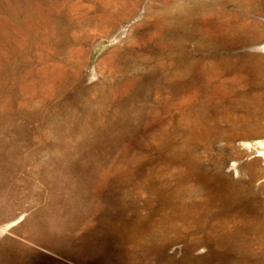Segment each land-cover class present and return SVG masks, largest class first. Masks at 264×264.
Returning a JSON list of instances; mask_svg holds the SVG:
<instances>
[{"label": "rangeland", "instance_id": "374dc122", "mask_svg": "<svg viewBox=\"0 0 264 264\" xmlns=\"http://www.w3.org/2000/svg\"><path fill=\"white\" fill-rule=\"evenodd\" d=\"M263 47L264 0H0V264H264Z\"/></svg>", "mask_w": 264, "mask_h": 264}, {"label": "bare ground", "instance_id": "6f19581e", "mask_svg": "<svg viewBox=\"0 0 264 264\" xmlns=\"http://www.w3.org/2000/svg\"><path fill=\"white\" fill-rule=\"evenodd\" d=\"M231 16H232V15H231ZM226 18H227V17H226ZM28 22H29V23H27V25H30V21H28ZM46 22H47V21H46ZM46 24H47V23H45V25H46ZM48 24H49V22H48ZM49 25H50V24H49ZM222 25H223V24H222ZM46 26H47V25H46ZM220 26H221V25H220ZM235 26H236V25H235ZM48 27H49V26H48ZM53 27H54V26H53ZM224 27H225V26H224ZM226 27H227V26H226ZM228 28H229V27H228ZM231 30H232V29H231ZM233 30H234V29H233ZM236 31H238V29H237ZM231 32H234V31H231ZM220 33H221V32H220ZM228 34H229V33H228ZM236 34H237V33H236ZM219 36H220V35H219ZM212 38H213V37H212ZM220 39H221V38H220ZM223 39H225V38H223ZM235 39H236V38H235ZM221 40H222V39H221ZM225 40H226V39H225ZM225 40H224V41H225ZM227 40H228V39H227ZM229 40H230V39H229ZM229 40H228V41H229ZM234 41H235V40H234ZM239 41H240V40H239ZM239 41H238V42H239ZM222 42H223V41H222ZM240 42H241V41H240ZM219 43H220V42H219ZM221 45H222V44H221ZM227 45H229V44H227ZM223 46H224V45H223ZM228 47H229V46H228ZM226 48H227V47H226ZM263 48H264V47H263ZM174 49H175V48H174ZM75 50H77V49H75ZM227 58H228V57H227ZM204 59L208 60L207 57L204 58ZM204 59H203V60H204ZM228 59L231 60L230 58H228ZM234 60H235V59H234ZM215 61H216V60H215ZM219 61H221V60H219ZM239 61H240V60H239ZM204 62H205V61H204ZM210 62H211V61H210ZM235 62H237V61H235ZM235 62H234V63H235ZM211 63H212V62H211ZM222 63H225V62H222ZM222 63H221V64H222ZM230 63H232V62H230ZM230 63H228V64H230ZM218 64H219V63H218ZM221 64H219V65H221ZM226 64H227V63H226ZM239 64H240V63H238V65H239ZM205 65H206V64H205ZM209 65H210V64H209ZM209 65H208V66H209ZM211 65H212V64H211ZM213 65H214V64H213ZM223 65H224V64H223ZM231 65H232V64H231ZM235 65H236V64H235ZM188 66H189V65H188ZM215 66H216V64H215ZM241 66H242V65H241ZM169 67H170V66H169ZM197 67H198V66H197ZM200 67H201V66H200ZM224 67H225V66H224ZM229 67H231V66L229 65ZM229 67H228L227 69H231V68H229ZM193 68H194V64H193ZM198 68H199V67H198ZM237 68H238V67H237ZM190 69H191V68H190ZM217 69H218V68H217ZM217 69H216V70H217ZM220 69H221V68H220ZM233 69H234V68H233ZM233 69H232V70H233ZM241 69H242V68H241ZM153 70H154V69H153ZM212 70L214 71V69H212ZM223 70H224V68H223ZM245 70H246V67H245ZM190 71H191V70H190ZM193 71H194V70H193ZM202 71H203V70H202ZM202 71H201V72H202ZM217 71H218V70H217ZM224 71H225V70H224ZM226 71L228 72V70H226ZM229 71H230V70H229ZM242 71H243V70H242ZM205 72H206V71H205ZM205 72H204V73H205ZM209 72H210V71H209ZM233 72H234V71H233ZM237 72H238V71H237ZM243 72H244V71H243ZM246 72H247V70H246ZM212 73H213V72H212ZM219 73H220V71H219ZM214 74H215V73H214ZM242 74H243V73H242ZM244 74L246 75L247 73H244ZM207 75H208V74H207ZM211 75H212V74H211ZM211 75H210V76H211ZM224 75H225V74H224ZM224 75H223V76H224ZM191 76H192V75H191ZM193 76H194V75H193ZM223 76H222V77H223ZM242 76H243V75H242ZM247 76H248V75H247ZM235 77H236V76H235ZM215 78H216V77H215ZM237 78H238V76H237ZM207 79H208V78H207ZM222 80H223V79H222ZM228 80H229V79H228ZM231 80H232V79H231ZM207 81H208V80H207ZM209 81H210V80H209ZM197 82H198V81H197ZM225 83H226V82H225ZM227 83H228V82H227ZM199 84H200V83H199ZM208 85H209V84H208ZM211 85H212V84H211ZM211 85H210V86H211ZM231 85H232V84H231ZM194 86H195V84H194ZM196 86H197V85H196ZM199 86H200V85H199ZM189 87H190V86H189ZM200 87H201V86H200ZM217 88H218V87H217ZM192 89H193V88H192ZM221 89H223V88H221ZM224 89H225V88H224ZM229 89H230V88H229ZM210 90H211V89H210ZM230 90H231V89H230ZM200 92H201V91H200ZM234 92H235V91H234ZM198 93H199V91H198ZM194 94H195V93H194ZM194 94H193V96H194ZM196 94H197V93H196ZM235 94H236V93H235ZM211 95H212V94H211ZM231 97H232V96H231ZM226 98H227V97H226ZM238 101H239V100H238ZM218 136H219V135H218ZM191 150H192V149H191ZM193 150H194V149H193ZM195 154H196V153H195ZM195 156H196V155H195ZM192 157H193V156H192ZM180 160H181V159H180ZM179 165H180V164H179ZM196 169H197V168H196ZM192 172H193V171H192ZM196 175H197V174H196ZM206 177H207V176H206ZM197 180H198V179H197ZM202 180H203V179H202ZM202 182H203V181H202ZM212 184H213V183H212ZM196 186H197V184H196ZM198 186H199V185H198ZM207 186H208V185H207ZM220 189H221V188H220ZM186 192H187V191H186ZM188 193H189V192H188ZM209 193H210V192H209ZM220 195H221V193H220ZM214 197H215V196H214ZM189 200H191V199H189ZM215 200H216V199H215ZM225 201H226V200H225ZM236 201H237V200H236ZM227 202H228V201H227ZM197 205H198V204H197ZM227 207H228V206H227ZM198 208H199V207H198ZM222 209H223V208H222ZM190 210H191V209H190ZM210 211H211V210H210ZM209 216H210V215H209ZM223 216H224V215H223ZM200 217H201V216H200ZM203 218H204V217H203ZM212 218H213V217H212ZM229 220H230V219H229ZM204 221H205V220H204ZM219 221H220V220H219ZM227 223H228V222H227ZM189 224H190V223H189ZM246 225H247V224H246ZM242 231H243V230H242ZM202 235H204V234H202ZM202 235H201V236H202ZM239 238H240V237H239ZM219 243H220V242H219ZM198 244H199V243H198ZM234 244H235V243H234ZM236 244H237V243H236ZM236 244H235V245H236ZM240 244H241V243H240ZM192 245H193V244H192ZM193 246H194V245H193ZM239 246H242V245H239ZM243 249H244V248H243ZM238 254H239V253H238ZM215 263H216V262H215Z\"/></svg>", "mask_w": 264, "mask_h": 264}]
</instances>
